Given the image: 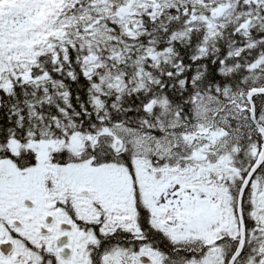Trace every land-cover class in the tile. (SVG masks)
<instances>
[{
	"label": "snow or ice",
	"instance_id": "obj_1",
	"mask_svg": "<svg viewBox=\"0 0 264 264\" xmlns=\"http://www.w3.org/2000/svg\"><path fill=\"white\" fill-rule=\"evenodd\" d=\"M0 264H264V0H0Z\"/></svg>",
	"mask_w": 264,
	"mask_h": 264
}]
</instances>
